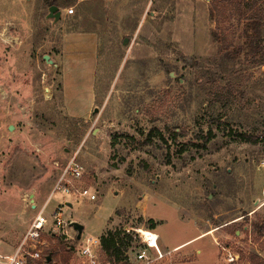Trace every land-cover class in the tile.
Listing matches in <instances>:
<instances>
[{
    "label": "rangeland",
    "instance_id": "374dc122",
    "mask_svg": "<svg viewBox=\"0 0 264 264\" xmlns=\"http://www.w3.org/2000/svg\"><path fill=\"white\" fill-rule=\"evenodd\" d=\"M49 1L0 0V254L49 199L34 245L57 264H83L76 231L54 230L60 205L82 237L153 219L169 250L189 240L161 264L264 263V33L230 1L228 49L212 0H57V22ZM79 34L96 51L65 52ZM73 157L84 174L68 180L97 200L50 197Z\"/></svg>",
    "mask_w": 264,
    "mask_h": 264
},
{
    "label": "built area",
    "instance_id": "2783aa9c",
    "mask_svg": "<svg viewBox=\"0 0 264 264\" xmlns=\"http://www.w3.org/2000/svg\"><path fill=\"white\" fill-rule=\"evenodd\" d=\"M70 12H73V10H70ZM83 174V167L77 163L75 157H73L63 169L50 197H52L57 191H61L63 195H75L80 199H88L90 201L97 200L98 196L93 190L88 187L77 188L72 185L70 180H68V177H72L75 180L81 179ZM48 202L49 199L38 210V213L32 220L23 240L14 250L12 255L4 256L0 254V264H29L30 262H35L43 258L41 252L35 251L36 245L34 244L39 241L43 229L49 223V219L46 215ZM53 217L54 226L56 227L54 230H61V234L66 236L67 240L72 238L69 233V230H72V227L68 224L69 219H64L63 207L61 205L55 208L53 211ZM121 231L124 236L131 235L132 232H135L138 237L133 236V239L136 240L139 238L141 241V244L139 243V248H135L136 244L132 241V246L126 250L124 249L123 256L125 263L127 264H161L164 258L170 254V252H162L159 245L160 236L154 229L148 227L133 228L124 226L121 228ZM75 240L79 242L78 255L83 264H100L99 252L100 250H103L101 236L81 237V239L78 240L75 238ZM30 246L34 249H28ZM228 260H235V257L230 252L228 253Z\"/></svg>",
    "mask_w": 264,
    "mask_h": 264
},
{
    "label": "trees",
    "instance_id": "16d2710c",
    "mask_svg": "<svg viewBox=\"0 0 264 264\" xmlns=\"http://www.w3.org/2000/svg\"><path fill=\"white\" fill-rule=\"evenodd\" d=\"M213 1L212 8V19L216 22V30L213 32L215 34V38L220 40L222 46L225 49L229 48V44L227 43L228 35L226 29L223 28L222 24L225 22L226 11H227V3H230L235 6L238 11V16L247 17L251 20V24L254 26V29L257 34L264 33V10L262 6L259 4L260 0H226V1ZM230 1V2H229ZM51 5H57V0H50ZM261 64L264 65V56L261 61ZM214 134L211 130H209L207 136L205 137V141L208 142L213 138ZM185 150V149H184ZM157 223L150 219L148 221V228L155 229ZM256 228L261 236L264 237V221L260 224L256 225ZM135 241L133 236L131 235H123L122 231L119 230H109L105 234L101 235V244L103 251L107 257V262L110 264H123L125 263L124 259V249L130 248L131 242ZM136 242V241H135ZM139 244L136 243L135 248H139ZM69 250V249H67ZM48 254H45L42 260L35 262L34 264H57L54 256V252H51V260L47 263ZM259 257L257 255L251 256V264H264L263 261H259ZM30 264V263H29ZM63 264H68L67 261H63Z\"/></svg>",
    "mask_w": 264,
    "mask_h": 264
},
{
    "label": "crops",
    "instance_id": "0c3cea01",
    "mask_svg": "<svg viewBox=\"0 0 264 264\" xmlns=\"http://www.w3.org/2000/svg\"><path fill=\"white\" fill-rule=\"evenodd\" d=\"M83 42H87L88 45L91 43V45H92L91 47H93L92 49L94 51H96V40H95V37L93 35H91V34H84V35L83 34L82 35L79 34V35H76V36L70 35L68 38H66V49H65V52H70V49H72L73 46L77 45L78 43H83ZM92 101L93 100L91 99L88 104H91ZM88 106L89 105H87L85 107L87 109H89ZM78 115H80V114H78ZM83 116H84V114H83ZM191 240H193V239H191ZM188 242H189V240L186 241L185 243H181L180 245H175L172 248V250H169V248H167L165 246V244L162 242L161 236H160L159 245H160V248H163L164 249V251L169 250L168 252H171V251L177 250V248H180L181 246L185 245Z\"/></svg>",
    "mask_w": 264,
    "mask_h": 264
},
{
    "label": "water",
    "instance_id": "95a60500",
    "mask_svg": "<svg viewBox=\"0 0 264 264\" xmlns=\"http://www.w3.org/2000/svg\"><path fill=\"white\" fill-rule=\"evenodd\" d=\"M62 17V10L57 6V5H51L49 7V14L47 15V19H53L54 22H57L60 20V18ZM45 59L48 61L50 59L49 55L45 56ZM50 63H52L53 61L50 60ZM97 109H95L96 111ZM10 129L12 130V126H10ZM34 202V200H33ZM70 204V203H69ZM35 206V205H33ZM68 224L74 229V231H76L77 236L76 238L79 240L82 237V233L84 231V225H82L81 223L74 221L72 219L68 220ZM51 260V255H48L46 262L48 263Z\"/></svg>",
    "mask_w": 264,
    "mask_h": 264
}]
</instances>
